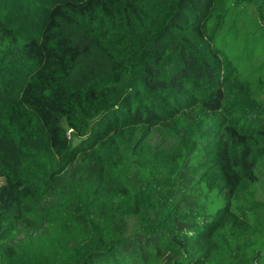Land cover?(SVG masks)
<instances>
[{
  "label": "trees",
  "instance_id": "1",
  "mask_svg": "<svg viewBox=\"0 0 264 264\" xmlns=\"http://www.w3.org/2000/svg\"><path fill=\"white\" fill-rule=\"evenodd\" d=\"M264 0H0V264H264Z\"/></svg>",
  "mask_w": 264,
  "mask_h": 264
},
{
  "label": "rangeland",
  "instance_id": "2",
  "mask_svg": "<svg viewBox=\"0 0 264 264\" xmlns=\"http://www.w3.org/2000/svg\"><path fill=\"white\" fill-rule=\"evenodd\" d=\"M264 173V172H263ZM263 178H264V176H263ZM262 190H263V192H264V187L262 188Z\"/></svg>",
  "mask_w": 264,
  "mask_h": 264
}]
</instances>
